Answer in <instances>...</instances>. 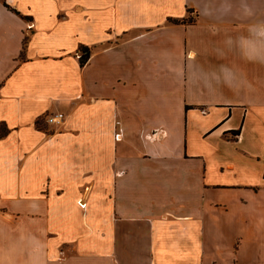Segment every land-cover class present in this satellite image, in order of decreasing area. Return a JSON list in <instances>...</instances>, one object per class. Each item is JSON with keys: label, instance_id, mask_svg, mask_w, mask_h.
Masks as SVG:
<instances>
[{"label": "crops", "instance_id": "obj_1", "mask_svg": "<svg viewBox=\"0 0 264 264\" xmlns=\"http://www.w3.org/2000/svg\"><path fill=\"white\" fill-rule=\"evenodd\" d=\"M0 127V264H264V0H0Z\"/></svg>", "mask_w": 264, "mask_h": 264}, {"label": "trees", "instance_id": "obj_2", "mask_svg": "<svg viewBox=\"0 0 264 264\" xmlns=\"http://www.w3.org/2000/svg\"><path fill=\"white\" fill-rule=\"evenodd\" d=\"M3 3H4L7 7H10V6L7 5L5 2H3ZM184 21H185V19H183V20H176V19H174V20H173V22H176V23H178V22H184ZM26 40H27V38L25 37V38H24V44L26 43ZM82 50L85 52V54H84L83 56L80 57V64H81V65L84 64L86 58L88 57V52H86L84 49H82ZM37 126H39V123H37ZM6 132H7L6 127H3V130H2V131L0 130V137L3 136ZM234 132H236L235 134L238 133V131H234Z\"/></svg>", "mask_w": 264, "mask_h": 264}, {"label": "built area", "instance_id": "obj_3", "mask_svg": "<svg viewBox=\"0 0 264 264\" xmlns=\"http://www.w3.org/2000/svg\"><path fill=\"white\" fill-rule=\"evenodd\" d=\"M45 119L47 123L61 124V122L63 121V114L62 113H50L46 115Z\"/></svg>", "mask_w": 264, "mask_h": 264}, {"label": "rangeland", "instance_id": "obj_4", "mask_svg": "<svg viewBox=\"0 0 264 264\" xmlns=\"http://www.w3.org/2000/svg\"><path fill=\"white\" fill-rule=\"evenodd\" d=\"M176 20H179V19H176ZM186 20H188V19L186 18ZM186 20H185V21H186ZM189 21H190V20H189ZM27 27H29V26H27ZM27 29H30V28H27ZM84 54H85V52L82 50V55H81V56H83ZM81 56H80V57H81ZM45 118H46V117H45ZM0 130L2 131V130H3V128H2V127H0Z\"/></svg>", "mask_w": 264, "mask_h": 264}]
</instances>
